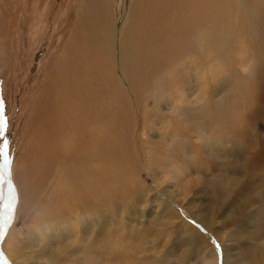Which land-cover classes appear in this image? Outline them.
<instances>
[{
    "label": "rangeland",
    "instance_id": "obj_1",
    "mask_svg": "<svg viewBox=\"0 0 264 264\" xmlns=\"http://www.w3.org/2000/svg\"><path fill=\"white\" fill-rule=\"evenodd\" d=\"M82 1L0 0V101L8 122L4 138L10 141L14 195H18L13 223L0 238V254L10 264H207L213 258L216 264H264V116H256L253 122L245 118L255 110L250 96L227 109L228 97L238 96L241 88L232 85L228 88L233 94L228 88L224 93L218 78L207 85L208 90L211 85L222 90L209 102V120L184 122L191 133L183 132V136L178 135L184 126L183 118L175 114L176 101L186 94L189 98H183L184 103L192 105L197 97L188 78L182 83L183 94L172 90L156 96L159 92L152 89L136 97L135 105L132 99L124 101L118 129L113 120L74 127L73 148L66 145L65 150L74 153L81 146L79 140H84L96 151L107 140L118 158L112 169L123 179L113 193L112 187H101L90 179L87 187L93 194L100 192L98 198L104 202L64 214L80 204L62 199L57 183L65 165L54 161L51 147L46 149L40 121L57 107L62 86H71L78 59H83L80 47L93 44L92 40L87 43L91 29L85 15H73ZM145 1L151 3L130 0L123 19L114 20L117 31L111 33L113 24H108L104 47L96 48L117 71L113 58L116 54L127 61L126 49L144 24ZM153 1L158 9L163 1V8L172 11L177 6H194L198 0ZM199 1L219 3L220 8L232 6L235 11L249 4V0ZM146 16L152 19L156 14L149 11ZM250 17L247 41L240 39L229 51V59L247 57L240 66L253 65L250 77L234 61L229 68L235 66L233 72L238 69L241 74L233 78L247 79L246 83L255 78L257 62L264 70V20ZM245 19L237 10L229 33ZM251 33L255 35L250 37ZM79 38L82 42H77ZM63 72L72 75L63 77ZM52 79L55 84L46 88ZM255 88L264 86L259 83ZM251 89L250 83L247 91ZM218 102L223 108H217L222 109L220 114L212 107ZM34 178L41 185L36 181L33 186ZM130 187L134 192L125 190ZM35 189L40 191L38 196ZM7 195V185H0V206ZM213 239L221 245L219 257L210 242Z\"/></svg>",
    "mask_w": 264,
    "mask_h": 264
},
{
    "label": "bare ground",
    "instance_id": "obj_2",
    "mask_svg": "<svg viewBox=\"0 0 264 264\" xmlns=\"http://www.w3.org/2000/svg\"><path fill=\"white\" fill-rule=\"evenodd\" d=\"M129 2L130 0H83L81 6L77 7L76 13L73 12V15H85L87 25L91 29L87 43L92 40L93 44L84 46L83 50L80 47L83 59H78L76 71L71 79V86H62L57 107L49 110V118H43V121H40V123L42 122L40 127L44 129L43 133L46 138V149L51 147L52 153L50 154L54 156L52 157L54 161L65 165L58 176L57 183L62 191V199L68 204L72 201H77L80 204L69 210H64L66 215L75 214L81 205L87 207L93 205L95 201L104 202L102 198H98L100 192L94 191L93 194L87 187L86 182L90 179L96 180L101 187H112V193L116 188L122 186L121 179L123 177H117L112 169L118 162V158L109 149L111 143H108L107 140L103 143L104 148H99L96 151H93L94 146L84 145V140H79L81 146L78 144L80 147L78 146V149L75 147L74 153L71 152V149L68 152L64 147L68 145L73 148L74 143L72 145V142L75 139L72 140V131L78 125L89 126L100 120H113L118 129L120 127L118 123L122 121L120 115L123 113L122 104L124 101L132 99L135 105L138 101L136 97L139 98L142 92L152 89H154L153 92H159L158 94L154 93L156 96L160 95L162 91L172 93V90L183 94L182 83L185 82V78H188L193 83L197 97L192 105L184 103L183 98H189V95L186 94L185 97L178 98L176 101L178 106L176 105L175 114L178 118H183L181 121L184 126L183 130H179L178 135L183 136V132L191 133L186 125L188 120L189 122H191L190 120H199L201 123L209 120L207 116L209 102L211 103V100L222 93V90L219 92L216 85H211L212 88L210 87L211 89L208 90L207 85L211 79L218 78L221 80L219 88H223L224 93H228L227 88L232 85L234 88L238 84V88H241L238 96L230 94L231 96L226 102L227 109L235 102L239 105L244 98L250 96L253 99L255 110L250 115H245V118L253 122L256 116H264L262 108L264 105H261L264 103V88L263 90L255 88V85L259 83L262 87L264 86V72L260 73L264 71L261 62L255 64V68H259L255 78L250 81L253 85L252 91H247L250 85L245 82L247 79L239 81V79L233 78L234 74L239 76L238 73H240L238 69L233 72L235 66L229 69L234 61L242 72L250 77V69L253 65L245 67L246 65L242 66V64L240 66L243 61L247 62L245 56L241 57V60L229 59L231 57V55L229 56L230 45L241 42L240 39L248 38L250 26H247L246 22L252 21L250 16L264 20V0H249V4L237 7V10H241L246 19L235 24L236 29L232 35L229 30L237 11L232 6L220 8L219 3L205 4L198 0L194 6L181 8L177 6L171 11L167 7L163 8V1L160 9L154 6L153 0H151L152 4L145 1L142 4L143 27L139 33H136L133 44L126 49L125 59L128 62H123V59L116 54L113 58L114 63H117L119 67L117 71L112 64L100 57L96 48L104 47L106 36L104 34L108 24L110 26L113 24L111 33L117 31L118 24L115 21L119 22L121 17L123 19ZM47 7L49 6L47 5ZM149 11H153L156 16L152 19L148 18L146 13ZM170 12L172 13L169 14ZM132 15L134 18L133 12ZM66 20L68 22L70 18ZM72 21H76V19L73 17ZM254 35L255 33H251L250 37ZM111 41L114 43L113 35ZM77 42H82V40L79 38ZM240 51L243 54L247 53L242 49ZM62 75L69 77L72 74L63 72ZM54 80L52 79L51 83H46V88H50L52 83L55 84ZM229 90L231 92V89ZM231 93L233 94V92ZM221 106L220 102L212 106L217 112L216 114H220L219 111L223 109ZM219 107L222 109L220 108L218 111ZM241 117V121H243L244 116ZM64 137L67 138L64 139ZM196 149H198L197 146L192 147L194 152L200 154ZM64 152L70 155H65ZM52 163L53 159L47 162V172L50 171ZM35 178L37 177L35 176ZM35 178L33 186L37 181ZM39 182L41 185L42 181L39 180ZM39 182L37 181V183ZM131 189L130 187L125 190L133 191ZM35 192L37 195L40 191L35 189ZM88 196L97 198L89 201L87 200ZM7 227L4 228L3 236L6 234ZM49 257L55 258L53 254ZM207 264H216V258L211 259Z\"/></svg>",
    "mask_w": 264,
    "mask_h": 264
},
{
    "label": "snow or ice",
    "instance_id": "obj_3",
    "mask_svg": "<svg viewBox=\"0 0 264 264\" xmlns=\"http://www.w3.org/2000/svg\"><path fill=\"white\" fill-rule=\"evenodd\" d=\"M7 124L3 102L0 101V185L6 184L8 192L7 199L0 206V238L3 236L4 228L13 223L14 215L18 207V195H14L16 189L12 180V158L9 155L11 150L10 141L4 138ZM199 227L200 225H197V228ZM210 242L219 257L221 254V245L214 239ZM0 262L2 264H10L2 254H0Z\"/></svg>",
    "mask_w": 264,
    "mask_h": 264
}]
</instances>
